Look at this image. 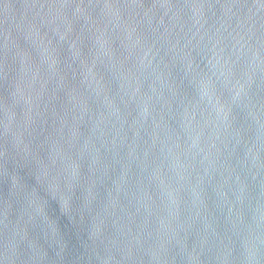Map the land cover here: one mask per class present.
I'll use <instances>...</instances> for the list:
<instances>
[{
  "label": "water",
  "instance_id": "obj_1",
  "mask_svg": "<svg viewBox=\"0 0 264 264\" xmlns=\"http://www.w3.org/2000/svg\"><path fill=\"white\" fill-rule=\"evenodd\" d=\"M0 264H264V0H0Z\"/></svg>",
  "mask_w": 264,
  "mask_h": 264
}]
</instances>
